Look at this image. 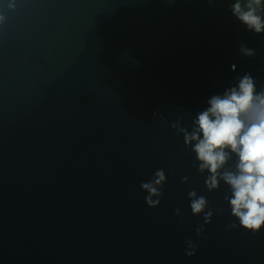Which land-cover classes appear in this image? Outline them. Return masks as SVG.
<instances>
[{"label": "water", "instance_id": "water-1", "mask_svg": "<svg viewBox=\"0 0 264 264\" xmlns=\"http://www.w3.org/2000/svg\"><path fill=\"white\" fill-rule=\"evenodd\" d=\"M231 2L0 0V264H264V230L229 228L227 187L206 191L171 128L239 75L264 85V35ZM157 169L149 208L140 183ZM192 189L213 211L203 237Z\"/></svg>", "mask_w": 264, "mask_h": 264}, {"label": "clouds", "instance_id": "clouds-1", "mask_svg": "<svg viewBox=\"0 0 264 264\" xmlns=\"http://www.w3.org/2000/svg\"><path fill=\"white\" fill-rule=\"evenodd\" d=\"M6 3L8 11L16 10L17 0ZM229 11L246 31L264 35V0H232ZM6 23L7 16L0 11V28ZM239 53L246 58L256 55L255 49L243 42L239 44ZM156 115L153 113L154 118ZM160 119L165 123L163 116ZM182 119L178 117L171 128L183 138L185 149L194 155L192 166L205 176L206 191H218L222 182L230 193L224 195L233 218L229 228H240L252 235L260 233L264 230V85L258 89L251 73L239 75L222 93L208 99L207 107L196 113L190 129L182 126ZM166 182L163 169L141 181L140 188L146 193L149 208L159 205ZM181 182L187 184L188 177H182ZM188 200L192 216L202 217L196 235L203 237L204 226L211 223L213 211L206 196L196 189L188 192ZM215 211L217 215L224 214L223 208ZM175 214L180 217V210ZM185 243V256L194 257L199 245L192 239Z\"/></svg>", "mask_w": 264, "mask_h": 264}]
</instances>
